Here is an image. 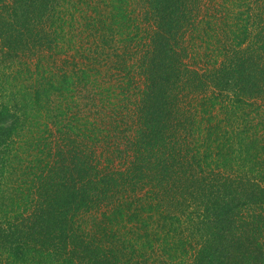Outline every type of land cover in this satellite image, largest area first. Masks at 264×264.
<instances>
[{"label": "trees", "instance_id": "obj_1", "mask_svg": "<svg viewBox=\"0 0 264 264\" xmlns=\"http://www.w3.org/2000/svg\"><path fill=\"white\" fill-rule=\"evenodd\" d=\"M144 1L0 0V11L20 8L29 12L26 29L14 22L3 25L0 22V43H6V31L17 30L19 34L14 38V45L12 38L7 41L10 46L22 47L26 54L33 49L31 42L38 37L45 47L41 51H48V54L37 55L35 64L34 58L28 55L23 60L19 57L16 58L20 60L9 59V64L0 67V95L4 90H11L15 95L5 83L10 82V78L19 81L21 74L25 79V71L35 66L37 69L33 68L34 73L26 78L32 82L33 104L49 105L55 95L60 100L59 107L64 102L68 106L63 109L65 114L72 103L78 102L75 93L80 92L82 85L96 84L98 75L104 70L110 71L114 76L107 88L114 92L117 100L108 96L110 108L119 102L120 114L125 117L132 109L128 103L122 105L120 99L131 101L139 96L140 99H134L136 104L144 100L133 118L140 123L139 132L149 137L146 149H139L137 153L141 155L158 147L160 141L166 145L165 127L171 126L182 136L184 128L189 130L186 123L196 121L199 130L194 129L192 138L183 137L181 142L189 146L197 160L214 162L213 171L223 173L226 183L233 181L228 180L225 173H236L242 177L252 174L254 183L264 185V101L260 99L264 93V76L257 74L264 67V51L260 50L264 43L262 37L256 39L254 33L259 21L255 12L258 0H204L195 9L193 3L189 5L193 0ZM136 4H142V8ZM150 9L152 14H148ZM69 27L77 29L70 32L71 36L67 32ZM74 36L76 39L71 42ZM2 47L5 53L9 50L5 44ZM70 48H76L71 61L74 69H51L64 58L62 54L70 60ZM182 51L187 59L182 57ZM43 60H51L47 65L52 64V67L43 68ZM203 76L208 78L201 86L199 80H203ZM173 84L183 86V102L190 96L196 100L190 104L191 109L178 102L173 105ZM190 89L195 94L191 95ZM151 100L155 101L150 103ZM0 107V264H77L69 251L37 247L30 241L47 232L38 226L39 220L25 230L19 228L18 221L24 220L20 217L33 208L31 194L37 186L46 192L54 189L43 178V171L52 166V145L50 135L42 136L41 128H36L38 121L36 125L27 126L21 123L17 107ZM74 112L76 115L79 111ZM132 175L135 177L133 170ZM173 178L178 184L176 176ZM82 184L83 181L71 193L69 206L73 215L88 216L86 220H91L89 228L83 230L101 238L97 248L102 251L100 255L109 260L108 264H113L112 256L114 264H146L149 261L150 264H239L241 259L236 260L230 254L236 252L235 257L239 255L236 258L248 257V245L264 238V226H260L261 222L264 224L262 216L245 219L247 229L252 223L254 226L247 234L244 231L229 234L226 228L237 219L245 218L247 213H254L252 205L264 208V187L235 197H228L227 193L221 198L219 194H210L209 201L201 192L199 198L205 201L204 208L198 203L197 210L187 211V203L183 210L171 212L160 197L173 194L169 192L180 184L173 188L156 185L158 189L155 186L145 193L137 190L130 196L113 200L102 211L96 209L95 215L91 205L93 195L87 189L90 181L87 187ZM192 188L196 187L192 185ZM54 195L59 194L54 192ZM58 206L63 207L59 200ZM195 217L204 218L205 221L201 218L199 223L211 226L208 237L196 239L190 227L196 223ZM65 228L60 227L61 230ZM232 234L235 237L231 244L228 243L229 248L226 238L229 240ZM261 259L264 261V257Z\"/></svg>", "mask_w": 264, "mask_h": 264}, {"label": "rangeland", "instance_id": "obj_2", "mask_svg": "<svg viewBox=\"0 0 264 264\" xmlns=\"http://www.w3.org/2000/svg\"><path fill=\"white\" fill-rule=\"evenodd\" d=\"M142 1L146 2L144 0ZM203 1L204 0H193V2H189V5L191 7V3H193L195 9L198 7L197 5ZM136 6L140 9L142 8V4H136ZM152 11L153 10L150 9L148 14H152ZM256 11L259 21L254 26V33L255 35L257 34L256 39H261L259 38V36H261L264 43V0H258V2H256L255 12ZM28 14L29 12L20 8L17 10H13L12 8H2L0 11V22L2 25L8 22H14L15 25H20L26 29L25 21H27ZM76 30L77 29L74 30L69 27L67 32H76ZM18 34L17 30H8L5 32V35H7V38H5L6 43H0L1 68L6 63L9 64L12 59L23 60L28 55H30L29 57L34 58L32 62L35 64V61H37V55H44L45 52L48 54V51L46 50L41 51V49L45 47L44 44L41 43V40L36 37L37 35H35L36 38L31 42L33 49L30 51L28 50L26 54L23 52L24 50L22 47L18 49L15 46H10L7 41L12 38V45H14V38ZM71 34L72 33H70L69 36H71ZM1 37L2 35L0 33V38ZM74 39H76V36L73 37L71 42H73ZM2 44L3 46L5 44V47L9 49L6 50V53L2 50L4 48L2 47ZM85 45L89 46V43L86 42ZM254 45L257 46L256 42ZM74 49L76 48H70L69 61H67L68 59L66 55L62 54L64 58L61 57L63 59L59 61L57 67H52V64L47 65L51 60H43V65H45L43 68L52 67L51 69H54V71L60 70L58 69L59 67H65L62 69H68L69 71L70 69H74L71 63L75 52ZM260 50L264 51V45ZM51 52L52 50H50V53ZM53 52H55V50H53ZM13 53L18 54L14 55ZM16 57H19L20 59ZM182 57L187 59V56H184L183 51ZM192 66L194 65L192 64ZM33 68L37 69L35 66ZM33 68L29 71H25L26 78L29 74L32 75L34 73ZM262 71L264 72V67L258 70L257 74L264 76ZM21 76L22 78L19 81L10 78V82L5 83L8 86H11L9 89H13L15 95L11 93V90L6 91L4 88H1L4 91H1L0 106L3 107L4 105H7L13 109H16L17 107V114H20L21 123H24L27 126L28 124L36 125V121H38L36 128H41L40 132L42 136L50 135L53 155V157L52 155L50 156V164H52V166L50 165V169L47 168V170L43 171V178L47 179L52 184L51 187L54 189L51 190L52 192H46V189L37 186L35 192L31 194V198L34 201L33 208H30L20 217V219H24L23 222L17 220L20 226L19 228L23 230L27 229L35 220H39L40 223L38 226H42V228L44 227V230L47 232L44 231L45 235L41 234L30 240L37 247H49L51 249L62 250L64 253H66L65 251H69L74 255L77 264H108L109 260L104 259L101 256L102 254L100 255L102 251L97 248L101 245V238H99L97 234L91 235L88 234L86 230H83L85 227L89 228L88 224H90L89 221L91 220H86L88 216L78 217V215H73V209L69 206L68 200L72 198L70 196L71 193L74 192V189L77 188V186L80 187L82 181L83 184L81 186L84 184L86 185L87 181H90V186L88 185L89 187L87 189L90 190L91 195H93L94 201L93 203L91 202V205L95 211L96 209L102 211L104 208H107L106 205L113 200L118 201V199L130 196L137 190L145 193L156 185L161 186L163 184L171 188H173L174 185L180 184L179 188H174L172 192H169V194H173L169 196L165 195V197L164 194H162L160 197V199L164 200V206L169 208L171 212L183 210L187 203L190 205L187 204L189 207L187 211L197 208L198 203H201L199 205L202 207V203L205 201L202 199L201 201L199 198L201 197V194H199L201 192L204 193L203 198H207L206 200L209 201L208 197H210V194H219L221 198L222 195L227 193L228 197H235L238 195L242 196L243 194L246 195L253 189L258 190L259 188L264 187L263 184L258 186L257 183H254L252 174V176L249 174V176L245 175L242 177L241 174L235 175L236 173H225V177H227L228 180L233 181L232 184L226 183L222 178L223 173L213 171L214 162L208 163L204 161L202 162L200 159L197 160L198 157H194L192 150L190 149L189 151V146H187L186 143L181 142L183 137L188 138L190 136L192 138L193 134L191 133L194 129L199 130V127H196L199 123L196 121L194 123L191 121L186 123L189 130L184 128V136H181V134L174 128H171V126L165 127L163 129V138L168 136L166 145H163V142L160 141L158 147L150 149V151H146L141 155L140 152L137 153L139 149H146L145 146L147 145V138L149 137H147L146 133L139 132L138 127L140 126V123L136 122V118H133V115H136V112L140 111V108L142 107L141 102H144V100H140L139 103L136 104L134 99L139 96L132 98L131 101L128 98L120 99V101L123 102L122 105L128 103L129 109H132V113L127 114L125 117L120 114L122 106L119 102L114 104V106L112 104V107L110 108V105L107 103L108 96H110V98L112 97L114 101H117L113 96L114 92L112 90L109 91L107 88L111 81H113L111 76H114V74L111 75L110 71L108 72L104 70L102 75H98V83L82 85L80 92L75 93L76 97L79 99L78 102H74V104L72 103L71 108L68 109V112L65 114L63 109H67L68 106H66V103L64 102V104H61L59 107L57 102L60 100L57 99L55 95H53L54 99L49 105L46 104L44 107H39L33 104V96L31 95L32 93H30V90L33 89L32 82L31 80L27 81L26 78L24 79L22 74ZM207 78V76H203V80H199L198 78V80L201 81L199 82L201 86H203V83L206 84ZM74 79L77 80V76H75ZM11 83H15L14 86ZM182 90L183 86L176 87V85L173 84L171 92L172 95L175 94V96L172 98V103L174 105L175 102H178L177 104L182 106L187 105V107L189 105L188 108L191 109L190 104L196 103V100H192L190 96L189 98L184 99L185 101L183 102ZM190 91L191 95H193V93L195 94L191 89ZM5 93L11 96L9 97ZM260 99L264 101V93L260 96ZM153 101L155 100H151L150 103H153ZM106 103L109 106L105 105ZM24 109L27 110L24 111ZM77 109L79 112L75 115L74 111ZM85 118H88V120L85 121ZM25 131L29 130L25 129ZM176 136H179L180 138L176 139ZM200 141H202V139ZM28 151L32 150L29 149ZM139 169H142L143 171H139ZM164 169H166V171ZM132 170L135 177L132 175ZM137 173H139L138 177H141V179L137 177ZM175 176V179L179 180L178 184L173 182V177ZM38 181L41 182L40 179H38ZM54 184L56 185L55 187H53ZM191 184L196 188L193 189ZM57 185L60 186L57 187ZM155 189H158L157 186ZM103 190L105 191L103 192ZM54 192H58L59 195H54ZM148 193H150V191ZM162 196L164 198H162ZM195 197L198 200H196ZM173 198L180 199L175 201ZM191 199L193 202H191ZM58 200L63 206L62 208H59ZM166 200L170 201L168 202ZM49 205L53 207L49 208ZM258 205L259 204L252 205L251 211H254V213H247L245 218L237 219L234 224L227 225L226 228L229 234H237L242 231L247 234V230L254 228L252 223L250 228L247 229L248 222L245 221L248 219L251 220L255 217L254 215L264 217V208L262 209ZM97 206L99 207L97 208ZM67 209H69V211ZM60 211L68 212L60 213ZM94 214L97 215V211ZM201 218L195 217L196 223L190 226L192 227L191 230L196 234V239L202 238L203 236L208 237V235H210L209 231H212L211 226L207 225L205 222L199 223ZM202 219L205 221L204 218ZM190 223L191 220L187 224L190 225ZM254 223L257 225L262 224L260 225L262 227L264 226L263 222L260 224H258V222ZM257 225L255 228L258 227ZM5 226L7 225L5 224ZM54 226L58 227L53 228ZM60 227L66 228L61 230ZM42 228L39 229L42 231ZM41 231L39 232L42 233ZM233 237H235L233 234L230 235L229 240L227 237L226 243L231 244ZM252 242L251 245H248V254L250 256L236 258L239 255L235 257L236 252H233L230 254L231 257L236 260L241 259L239 264L264 263L261 259L264 257V238H261L260 242L258 240H253ZM119 245H121V243H119ZM261 245L262 250L260 249ZM228 247L231 248L229 244ZM119 252V255L122 256V252ZM136 254L139 255L140 252H137ZM111 260L114 264L115 259L113 256L111 257ZM150 262L151 261L146 264H150Z\"/></svg>", "mask_w": 264, "mask_h": 264}]
</instances>
